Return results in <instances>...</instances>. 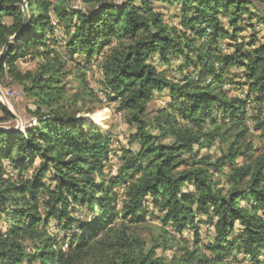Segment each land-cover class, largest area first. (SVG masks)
Listing matches in <instances>:
<instances>
[{"label": "trees", "instance_id": "16d2710c", "mask_svg": "<svg viewBox=\"0 0 264 264\" xmlns=\"http://www.w3.org/2000/svg\"><path fill=\"white\" fill-rule=\"evenodd\" d=\"M78 1L89 9L0 0V83L20 86L36 117L24 131H0V264H166L155 251L166 248L158 236L168 225L180 235L192 228L194 239L190 248L182 238L171 264H228L237 253L262 264L264 42L255 26L264 24V0ZM155 2L177 8L182 28L165 22ZM246 28L248 42L239 37ZM224 39L232 51L221 50ZM75 55L86 63L101 55L104 96L135 127L139 147L126 151L116 175L104 171L111 136L81 115L102 101ZM26 56L31 69L19 67ZM165 91L170 104L150 115ZM0 111L11 117L1 103ZM148 207L162 234L147 241L139 229L148 228ZM201 216L213 237L199 248ZM51 220L61 242L48 231Z\"/></svg>", "mask_w": 264, "mask_h": 264}, {"label": "rangeland", "instance_id": "374dc122", "mask_svg": "<svg viewBox=\"0 0 264 264\" xmlns=\"http://www.w3.org/2000/svg\"><path fill=\"white\" fill-rule=\"evenodd\" d=\"M122 1L124 0H111V4L119 5ZM64 2L70 8L81 9L83 11L89 9V7L83 6L78 0H64ZM155 6L163 11V17L165 22L177 26L180 29L182 28L180 18L179 16H177V8L167 7L158 2H155ZM222 23L225 28L229 30L225 19H222ZM251 33L252 31L246 28L245 30L239 33V37L242 38V40H244L245 38V41L248 42ZM55 34L57 35V37H62L60 27L56 28ZM255 36L259 43L264 42V24H257L255 26ZM14 40L15 39H13V41ZM226 41L227 40L224 39L223 44L221 45V50L225 53L233 50L232 46H226V44L230 43L228 41L226 43ZM2 51L3 48L0 50V53ZM77 56L78 55H75V58H77V61L81 62L85 68V77L89 83V86L93 89L94 92H96L98 98L102 101L96 106V108L92 112L84 113L81 115L83 116L86 123L93 124L100 133L106 136H111V152L109 154L108 161L106 162L104 171L108 175H116L119 172L120 167L124 164L125 159L129 157V154L126 153V151H130L132 153L136 151L139 147L138 143L135 140L131 139V136L135 133V127L126 122L123 112L117 110L116 103L107 100L104 96V92L102 91V86L100 84V81L102 79L100 69V63L102 60L101 55H97L89 63L85 62L83 56H80L79 58ZM18 64L21 69H31L34 67V61L30 60L29 56H26L24 59L18 60ZM156 65L158 69L160 71H163V73L167 77L174 80H180V74H178L173 69H168L158 64L157 62ZM174 65L175 64L172 63L171 67L173 68ZM183 71L185 72L186 70ZM232 71V73H234V75L236 76V78H233L235 79L234 83L240 82L241 79L239 78V76H241V72H239V70ZM224 89L228 90L229 93L232 95L242 96V94L238 90L237 84L235 87H232L231 83H227L224 85ZM170 102L171 99L167 91L159 95L157 94L154 99L149 103L148 108L150 111V115L154 114V112L159 109L168 107ZM0 103L4 107H6L11 113V117L4 118V115L0 111V131L12 129H20L21 131H24L34 125L36 117H34L30 112L33 109V104L31 100L23 94L20 86L11 83L9 78L7 77L3 83H0ZM247 108L252 109V105H248ZM151 133L155 134V130H151ZM251 133L253 137V142L255 143V145H259L258 134L256 132H253V130L251 131ZM216 150V146H214L211 148L210 152L215 153ZM5 167L8 172H10L11 174L13 173L10 170L9 163L5 162ZM116 190L118 192V200L120 201L122 187L116 188ZM148 210L149 212L147 213L145 221L148 228L145 230L139 229V233L142 235V237H145L147 241L149 240V238H152L155 235L157 236L158 234H162V232H160L162 229L161 224L156 219V217H158L157 212H155L151 208H149ZM83 213V210L81 213H78L80 215V218H87ZM198 219L199 221H202L199 222L200 242L198 244V247L201 248L202 244H204L206 241L211 240L213 236L212 227L208 226V224H205L203 222L205 217L201 216ZM47 227L50 233L57 235L58 238L60 237L61 242L63 231L58 228L57 223L51 220ZM166 227V229H168V233H163L162 236H158L159 240L163 238L166 240V248H164L163 246H159L155 252L157 256H160L164 259L166 264H171L170 261L173 255H178L179 247L184 246V244L182 243V238H184L183 240L188 241V247L192 248L194 240L192 234L193 229L186 228L180 235L174 233L169 225ZM159 228L161 229L159 230ZM0 229H4L3 221H0ZM73 231H75V229ZM148 244H150V242H148ZM225 259L230 261L228 264H250L251 262L247 256H243L240 253L232 254L230 257H227ZM258 260L262 261V264H264L263 253L258 256Z\"/></svg>", "mask_w": 264, "mask_h": 264}, {"label": "water", "instance_id": "95a60500", "mask_svg": "<svg viewBox=\"0 0 264 264\" xmlns=\"http://www.w3.org/2000/svg\"><path fill=\"white\" fill-rule=\"evenodd\" d=\"M23 10L25 11V5H23ZM12 39V38H11ZM14 39H16V37H14ZM5 46L3 47V51L0 53V58H1V56H2V54L4 53V51H5ZM14 130H16V131H21L20 129H12V130H3V131H14Z\"/></svg>", "mask_w": 264, "mask_h": 264}, {"label": "built area", "instance_id": "2783aa9c", "mask_svg": "<svg viewBox=\"0 0 264 264\" xmlns=\"http://www.w3.org/2000/svg\"><path fill=\"white\" fill-rule=\"evenodd\" d=\"M248 124H249V125H251V124H252V122H251V121H250V122L248 121Z\"/></svg>", "mask_w": 264, "mask_h": 264}]
</instances>
